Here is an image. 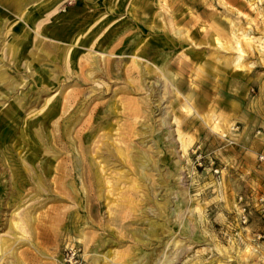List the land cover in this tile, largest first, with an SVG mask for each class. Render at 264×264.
I'll return each mask as SVG.
<instances>
[{
  "label": "rangeland",
  "instance_id": "374dc122",
  "mask_svg": "<svg viewBox=\"0 0 264 264\" xmlns=\"http://www.w3.org/2000/svg\"><path fill=\"white\" fill-rule=\"evenodd\" d=\"M261 158L264 0H0V264H264Z\"/></svg>",
  "mask_w": 264,
  "mask_h": 264
},
{
  "label": "bare ground",
  "instance_id": "6f19581e",
  "mask_svg": "<svg viewBox=\"0 0 264 264\" xmlns=\"http://www.w3.org/2000/svg\"><path fill=\"white\" fill-rule=\"evenodd\" d=\"M122 41V40H121ZM120 43H122V42H120ZM119 47V46H118ZM121 47V46H120ZM116 48V47H115ZM115 48H113V49H115ZM118 49V48H117ZM90 53V52H89ZM91 54V53H90ZM92 54H94V53H92ZM96 54V53H95ZM109 54H112V52L110 53L109 52ZM91 56V55H90ZM98 56V55H97ZM106 56V55H105ZM93 57V56H92ZM99 57V56H98ZM110 57V56H109ZM83 58V57H82ZM87 58V57H86ZM106 58V57H105ZM111 58V57H110ZM103 59V58H102ZM102 59H101V61H102ZM67 60V59H66ZM83 60H85V58L83 59ZM111 60V59H110ZM81 61V60H80ZM98 61V60H97ZM97 61L94 59V58H90L89 59V57L85 60V62L84 61H82V63L84 62V64L82 65V69H79V70H81V71H79V72H81V74H80V79H81V81L83 82V83H88L89 82V76L87 75L88 73H90L89 75H93V74H96V73H102V71L104 70V71H106V68L107 67H102V69H100V64L98 65L97 64ZM108 62V61H107ZM102 63V62H101ZM81 63H79V65H80ZM110 64V63H109ZM106 65H108V64H106ZM81 66V65H80ZM79 66V67H80ZM110 67V66H109ZM108 70V69H107ZM86 72H88L87 74H86ZM87 76H86V75ZM109 74V73H108ZM129 75H132V74H129ZM78 77V76H77ZM91 77V76H90ZM78 83V82H77ZM94 84V83H93ZM83 85V84H82ZM95 85V84H94ZM90 86V85H89ZM96 86V85H95ZM97 87V86H96ZM91 89V88H90ZM166 90V89H165ZM73 94V93H72ZM85 95V91H77V94H76V98L74 99V101L78 98V99H80L81 98V96H84ZM87 95V94H86ZM85 95V96H86ZM73 96V95H72ZM71 96V97H72ZM69 97V96H68ZM70 97V98H71ZM91 97V96H90ZM89 97V98H90ZM92 98H93V96H92ZM95 98V97H94ZM67 99V98H66ZM71 99H73V97L71 98ZM91 99V98H90ZM68 100V99H67ZM92 100V99H91ZM77 101L78 100H76V103H77ZM92 102H94V100L92 101ZM67 103V105H68V102H66ZM72 103H74V102H72ZM127 103H128V101H127ZM70 104V103H69ZM132 104V103H131ZM130 104V105H131ZM71 105V104H70ZM66 106V105H65ZM72 106V105H71ZM78 106V105H77ZM83 106H84V104H83ZM86 106H87V104H86ZM133 106H135V104L133 105ZM79 107V106H78ZM68 108V107H67ZM88 109H89V107H87ZM64 109H65V107H64ZM63 109V110H64ZM69 109V108H68ZM91 109V108H90ZM94 109V108H93ZM132 110V109H131ZM67 111V110H66ZM69 111V110H68ZM128 111V110H127ZM64 112V111H63ZM87 112V111H86ZM88 112H90L89 110H88ZM132 112V111H131ZM95 113V112H94ZM129 114V113H128ZM135 114V113H134ZM63 115V114H62ZM64 115H65V113H64ZM92 115H93V113H92ZM127 115V114H126ZM94 116V115H93ZM133 116V115H132ZM133 118V117H132ZM176 119H178V118H176ZM91 120H92V118H91ZM130 120H131V118H130ZM86 121V120H85ZM91 122V121H90ZM83 123V122H82ZM83 126V125H82ZM81 126V127H82ZM89 126V125H88ZM87 126V127H88ZM131 126V125H130ZM84 127V126H83ZM91 127V126H90ZM85 128H86V126H85ZM91 130V129H90ZM82 131V130H81ZM77 133H79V132H77ZM81 133V132H80ZM83 134V133H82ZM80 135V134H79ZM80 138V137H79ZM62 158V157H61ZM69 159V158H68ZM64 160H67V159H64ZM70 160V159H69ZM63 162V161H62ZM60 166L58 167V171H60V172H63V170L64 171H66L67 172V170H65V164H64V162H63V164H59ZM65 165V166H64ZM68 165V164H67ZM67 169H68V167H67ZM66 174V173H65ZM62 175H63V173H62ZM67 175V174H66ZM59 179H60V176H59ZM58 182H59V180H58ZM56 184H57V182H56ZM59 184V183H58ZM178 215V214H177ZM181 215V214H180ZM24 221V220H23ZM178 254H176V256H177ZM170 257V256H169ZM166 258V257H165ZM163 260V259H162ZM164 261V260H163ZM173 262V261H172Z\"/></svg>",
  "mask_w": 264,
  "mask_h": 264
},
{
  "label": "built area",
  "instance_id": "2783aa9c",
  "mask_svg": "<svg viewBox=\"0 0 264 264\" xmlns=\"http://www.w3.org/2000/svg\"><path fill=\"white\" fill-rule=\"evenodd\" d=\"M263 160H264V158H261V161H263ZM261 209L264 212V198L261 200ZM67 256L70 257V260L71 261H75V264H78V262H79L78 259H77V257H78V250L72 248L68 252Z\"/></svg>",
  "mask_w": 264,
  "mask_h": 264
}]
</instances>
